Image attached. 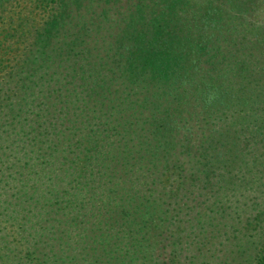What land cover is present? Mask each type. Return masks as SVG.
I'll return each instance as SVG.
<instances>
[{"label": "trees", "instance_id": "trees-1", "mask_svg": "<svg viewBox=\"0 0 264 264\" xmlns=\"http://www.w3.org/2000/svg\"><path fill=\"white\" fill-rule=\"evenodd\" d=\"M33 2V43L0 30V264H264V0Z\"/></svg>", "mask_w": 264, "mask_h": 264}, {"label": "rangeland", "instance_id": "rangeland-1", "mask_svg": "<svg viewBox=\"0 0 264 264\" xmlns=\"http://www.w3.org/2000/svg\"><path fill=\"white\" fill-rule=\"evenodd\" d=\"M59 12V8L56 10ZM40 10L35 7L33 0H1L0 1V30L11 28L8 31L6 46L8 50L13 49L17 52L27 45L33 43L36 30L41 29L43 17ZM51 12H49L50 14ZM19 23H22L23 29L20 30ZM13 27V28H12ZM19 34V32H21ZM4 32V31H3ZM31 50V48H29ZM5 56V55H4ZM7 56V55H6Z\"/></svg>", "mask_w": 264, "mask_h": 264}]
</instances>
